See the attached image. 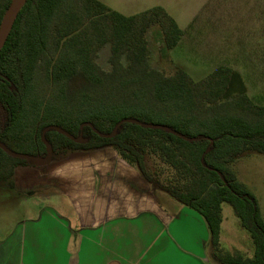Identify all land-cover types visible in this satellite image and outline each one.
Wrapping results in <instances>:
<instances>
[{"label":"trees","instance_id":"16d2710c","mask_svg":"<svg viewBox=\"0 0 264 264\" xmlns=\"http://www.w3.org/2000/svg\"><path fill=\"white\" fill-rule=\"evenodd\" d=\"M12 0H0V25ZM158 26L168 49L183 32L162 7L132 15L100 0H27L0 51V181L52 155L113 147L146 180L206 220L220 264H264V218L234 165L248 151L264 154V104L250 97L238 72L219 65L195 80L183 69L167 74L150 61L149 30ZM110 46L109 67L98 61ZM135 119L149 125L125 121ZM97 130L113 137L100 136ZM163 127H169L167 131ZM183 136L195 138L187 140ZM147 156L165 167L150 169ZM229 203L254 243L253 256L225 250L222 204Z\"/></svg>","mask_w":264,"mask_h":264},{"label":"crops","instance_id":"0c3cea01","mask_svg":"<svg viewBox=\"0 0 264 264\" xmlns=\"http://www.w3.org/2000/svg\"><path fill=\"white\" fill-rule=\"evenodd\" d=\"M218 15L223 25H198L194 34L238 26L242 60L264 65V0H241L239 10L224 0ZM13 181L0 187V264H218L205 218L113 147L59 151L17 167ZM222 230L223 222L221 245ZM230 246L222 245L254 254Z\"/></svg>","mask_w":264,"mask_h":264},{"label":"rangeland","instance_id":"374dc122","mask_svg":"<svg viewBox=\"0 0 264 264\" xmlns=\"http://www.w3.org/2000/svg\"><path fill=\"white\" fill-rule=\"evenodd\" d=\"M114 10L125 15H132L155 6H162L186 33L179 43L168 49L163 41L161 30L154 26L149 30L150 61L154 67L172 74L177 68L189 73L195 80L207 76L221 64L242 72V77L248 85V95L256 102L264 104V65L247 66L241 58L239 46L240 28L230 26L229 32H204L194 34L197 26L209 30L210 25L222 24L224 0H100ZM241 0H231L233 10H239ZM239 16L236 20L238 21ZM226 18V23H229ZM210 21V22H209ZM231 23L232 19H230ZM240 21V20H239ZM239 25V24H237ZM194 34V35H193ZM231 48H228V45ZM239 44V45H238ZM110 46L103 47L98 54V61L104 67H109ZM232 58V59H231ZM233 61L232 64L229 63ZM228 64H227V63ZM246 67L249 68L246 70ZM252 72L247 74L246 72ZM255 70V71H254ZM256 94V95H255ZM150 169L164 168L159 159L147 156ZM238 178L247 184L258 200L261 214L264 217V154L248 151L241 154L234 165ZM6 181H0V187H7ZM169 196V195H168ZM169 198H172L169 196ZM177 204H182L175 201ZM223 208V246L230 250L234 245L240 251L247 253L254 250V243L249 232L241 225L233 207L225 202ZM201 216V215H200ZM201 218H203L201 216ZM204 220V218H203ZM206 222V221H205ZM194 228V225H193ZM213 256V254H212ZM214 258V257H213ZM215 260V259H214ZM216 261V260H215ZM216 263L220 264L218 261Z\"/></svg>","mask_w":264,"mask_h":264},{"label":"water","instance_id":"95a60500","mask_svg":"<svg viewBox=\"0 0 264 264\" xmlns=\"http://www.w3.org/2000/svg\"><path fill=\"white\" fill-rule=\"evenodd\" d=\"M27 0H12L8 9L6 10L3 18H2V21H1V25H0V51L2 49V47L4 46V44L6 43V40L12 30V27L15 23V20L19 14V11L21 9V7L25 4ZM125 121H129V122H133V123H138V124H141V125H144V126H150V127H154L155 125H149V124H146V123H143L139 120H135V119H124L122 120L120 123H123ZM84 125H89L91 126L100 136H103V137H113L115 134H116V131L119 127V124L114 128L113 132L110 133V134H107V133H103V132H100L99 130H97L91 123H85L82 125L81 129H83ZM155 127H160V126H155ZM50 128H53L57 131H59L60 133L68 136L69 138L73 139L75 142H83L84 139H83V133L81 132L80 136L79 137H75L73 136L72 134H70L69 132H67L66 130H64L63 128H61L60 126H57V125H49L47 126L43 132H42V139L47 147V157L46 158H50L52 156V146L51 144L47 141L46 139V132L50 129ZM165 130L167 131H172L171 128L169 127H163ZM185 139L187 140H193L195 138H190V137H187V136H183ZM0 147L5 150L7 153H9L10 155L14 156V157H19V158H25V159H30L31 156L28 155V154H25V153H21V152H17V151H14L12 149H10L9 147H7L3 142L0 141ZM39 159V158H37Z\"/></svg>","mask_w":264,"mask_h":264}]
</instances>
